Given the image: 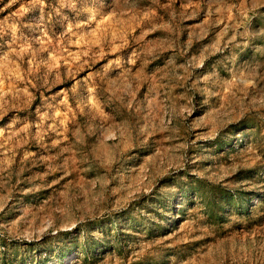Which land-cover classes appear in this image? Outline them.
<instances>
[{"label":"rangeland","instance_id":"obj_1","mask_svg":"<svg viewBox=\"0 0 264 264\" xmlns=\"http://www.w3.org/2000/svg\"><path fill=\"white\" fill-rule=\"evenodd\" d=\"M0 264H264V0H0Z\"/></svg>","mask_w":264,"mask_h":264}]
</instances>
